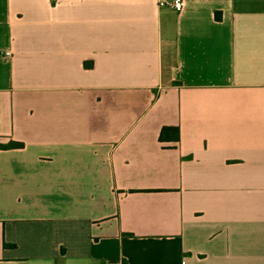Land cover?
<instances>
[{
	"label": "crops",
	"instance_id": "0c3cea01",
	"mask_svg": "<svg viewBox=\"0 0 264 264\" xmlns=\"http://www.w3.org/2000/svg\"><path fill=\"white\" fill-rule=\"evenodd\" d=\"M161 1L0 0V264H264V0Z\"/></svg>",
	"mask_w": 264,
	"mask_h": 264
},
{
	"label": "trees",
	"instance_id": "16d2710c",
	"mask_svg": "<svg viewBox=\"0 0 264 264\" xmlns=\"http://www.w3.org/2000/svg\"><path fill=\"white\" fill-rule=\"evenodd\" d=\"M217 17L219 18V16ZM85 65H86V68L90 67V64L86 63ZM167 135L170 138H173V140L177 142L180 138L179 128L178 127H163L160 132V137H159L160 141L165 142ZM23 147H24V144L20 142H13L6 146H0V148H4V149L23 148Z\"/></svg>",
	"mask_w": 264,
	"mask_h": 264
},
{
	"label": "built area",
	"instance_id": "2783aa9c",
	"mask_svg": "<svg viewBox=\"0 0 264 264\" xmlns=\"http://www.w3.org/2000/svg\"><path fill=\"white\" fill-rule=\"evenodd\" d=\"M159 5L163 8H171L177 12H181L184 9L185 2L184 0H168L161 1Z\"/></svg>",
	"mask_w": 264,
	"mask_h": 264
}]
</instances>
